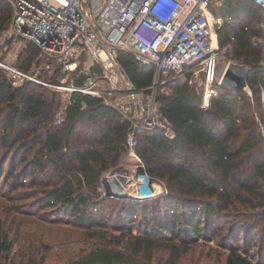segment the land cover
<instances>
[{
    "label": "trees",
    "instance_id": "obj_1",
    "mask_svg": "<svg viewBox=\"0 0 264 264\" xmlns=\"http://www.w3.org/2000/svg\"><path fill=\"white\" fill-rule=\"evenodd\" d=\"M210 8L223 20L217 34L227 62L243 63L252 70L250 93L216 81L217 94L205 108L203 79L161 78L158 111L172 135L160 128H141L136 147L151 182L166 189L156 198L103 197L99 189L105 172L129 156V120L92 95L73 93L72 102L66 104L55 88L32 81L13 86L0 67V176L6 184L35 186L34 207L41 211L48 207L59 222L105 240L69 264H177L198 241L220 232L227 211L252 209L264 219V32L260 27L264 10L250 0L213 1ZM12 16L11 4L0 0V35ZM118 57L137 88L156 84V70L140 66L132 52L120 50ZM4 59L0 45V60ZM16 63L58 81L43 69L33 46L22 51ZM74 80L82 83V78ZM62 108L63 120L58 123ZM7 161L10 166L5 169ZM49 173L53 176L44 181ZM104 200L120 202L118 213H105ZM257 224L248 225L244 244L237 234L225 264H264V226L257 240L253 237ZM235 228L232 223L231 234L237 232ZM13 246L12 233L0 223V256H10ZM257 246L262 248L261 261L252 256ZM162 248L169 252L164 263L154 258ZM26 256L18 264H39L37 257Z\"/></svg>",
    "mask_w": 264,
    "mask_h": 264
},
{
    "label": "built area",
    "instance_id": "obj_2",
    "mask_svg": "<svg viewBox=\"0 0 264 264\" xmlns=\"http://www.w3.org/2000/svg\"><path fill=\"white\" fill-rule=\"evenodd\" d=\"M7 1L13 8L6 30L10 39L22 51L33 46L43 69L58 80L25 71L16 61L0 60L11 84L32 81L55 88L63 93L66 104L72 102L73 93L101 99L130 121L127 151L138 160L139 129L160 128L172 135V128L158 111L156 84L137 88L119 60L120 50L132 52L140 66H155L156 81L171 73V80L189 75L202 78L205 108L217 94L215 82L224 72L219 76L225 54L217 28L223 20L214 16L210 6L223 0ZM250 1L264 10V0ZM260 27L264 32V21ZM78 77L80 84L74 80ZM63 108L57 112L58 123L63 120ZM143 175L149 184V176ZM99 189L105 190L103 182Z\"/></svg>",
    "mask_w": 264,
    "mask_h": 264
},
{
    "label": "rangeland",
    "instance_id": "obj_3",
    "mask_svg": "<svg viewBox=\"0 0 264 264\" xmlns=\"http://www.w3.org/2000/svg\"><path fill=\"white\" fill-rule=\"evenodd\" d=\"M0 45L5 55L4 61H16L22 52V47L13 43L7 31L0 35ZM227 65V60L223 57L218 67L219 76ZM148 69L155 70V66H148ZM172 76L173 73L166 78H172ZM195 80L201 82L202 78ZM156 87V89L160 88L159 86ZM64 97L62 95L63 100ZM139 163L140 161L136 157L129 155L124 157L123 163L118 167L105 172L103 178L107 180L103 181L102 179L105 189L102 191L103 197L111 196L135 201L144 198H156L165 193V187L158 181H152L148 184L144 175H136ZM8 166H10V161H7L5 169ZM52 176L51 173L47 174L44 181H48ZM110 177L115 179L120 191L112 192V185L108 181ZM14 182L13 185L11 181L6 184L4 175L0 176V223L12 233L14 239L11 255L8 257L0 256V264H11V261L18 264L28 259L26 255L37 257L39 264H69L80 255L104 243L105 240L91 236L88 230L59 222L56 218L58 216L54 215V212L48 207L47 210L43 211L34 207L36 194L34 196L32 194L35 193L36 187L20 185L18 181ZM151 203L157 205L156 201ZM104 207H106L105 213L115 211L117 214L120 202L104 200ZM159 207L163 209L164 204L161 203ZM244 209L242 211L237 209L227 211L222 219L220 232H217L213 238L198 241L180 257L177 264H225L231 245L236 243L237 234L240 233L239 241L242 244L246 242L244 237L248 234L250 223H258L256 231L253 232V237L259 240L262 236L260 229L264 226V219L256 210ZM232 223L236 224L235 230L237 229L234 234H231L233 233L231 232ZM261 249L260 246H257L256 250L252 249V256L255 261H261ZM154 255L157 262L161 259L164 263L168 259L169 252L162 248L157 249Z\"/></svg>",
    "mask_w": 264,
    "mask_h": 264
},
{
    "label": "water",
    "instance_id": "obj_4",
    "mask_svg": "<svg viewBox=\"0 0 264 264\" xmlns=\"http://www.w3.org/2000/svg\"><path fill=\"white\" fill-rule=\"evenodd\" d=\"M251 71L252 70L248 65L231 61L226 66L219 84L228 89L245 90L250 93V88L248 86V77ZM160 84V79H158L156 81V86H160ZM145 173V167L143 165H139L136 175H143ZM106 180V178H103V181ZM112 192L115 193V191Z\"/></svg>",
    "mask_w": 264,
    "mask_h": 264
},
{
    "label": "bare ground",
    "instance_id": "obj_5",
    "mask_svg": "<svg viewBox=\"0 0 264 264\" xmlns=\"http://www.w3.org/2000/svg\"><path fill=\"white\" fill-rule=\"evenodd\" d=\"M211 21H212V24L215 25V21L213 19H211ZM108 181L112 185L113 191H120V188L117 186L114 178L110 177Z\"/></svg>",
    "mask_w": 264,
    "mask_h": 264
}]
</instances>
